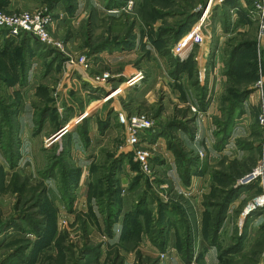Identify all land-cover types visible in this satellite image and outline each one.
<instances>
[{
    "label": "rangeland",
    "instance_id": "rangeland-1",
    "mask_svg": "<svg viewBox=\"0 0 264 264\" xmlns=\"http://www.w3.org/2000/svg\"><path fill=\"white\" fill-rule=\"evenodd\" d=\"M1 1L7 14L45 11L60 48L9 38V65L0 58V264H264V205L255 206L264 173L243 183L264 170V150L246 144L261 142L264 86L250 13L231 25L235 0H98L99 13L92 6L79 13L76 0H30L31 9ZM205 12L204 65L196 44L174 56ZM12 61L13 94L4 81ZM210 69L212 81H222L211 91ZM214 95L215 114L203 127ZM24 103L34 112L32 136L21 137L27 154L13 118ZM119 115L145 116L152 130L130 147ZM225 148L239 159L219 161ZM136 151L147 153L144 169ZM204 176L201 200L192 203L189 182Z\"/></svg>",
    "mask_w": 264,
    "mask_h": 264
},
{
    "label": "built area",
    "instance_id": "built-area-1",
    "mask_svg": "<svg viewBox=\"0 0 264 264\" xmlns=\"http://www.w3.org/2000/svg\"><path fill=\"white\" fill-rule=\"evenodd\" d=\"M250 1V7L246 8L248 13H250L252 21H254L258 26L259 46L261 47V44H264V0ZM207 14V12L203 13L200 19L192 26L191 30L189 31L190 33H192L188 46L183 49H178V51L175 52L177 44H179L183 38L175 44L172 50L174 56L183 54L185 51H188V49L194 44L200 46L205 38L206 40L210 39V33L209 31H207V26L209 25V21H206L209 17ZM204 15L205 18H202L204 17ZM198 22H200L198 30L193 31L194 26ZM52 26V20L50 19L48 14H46L45 11L42 10L22 11L11 14L4 13L0 10V33L5 39H18L23 36H29L38 41L41 45L53 49H58L60 48V45L55 42L50 36V29L52 28ZM204 32L208 35V37L204 35ZM135 78H137V75ZM130 85H133V83ZM259 104L260 113L257 116L256 122L262 135L260 148L264 150V86L260 92ZM119 122L124 128L125 141L130 147L137 145L141 140V136H143L145 132L152 130L153 126L151 119L145 116L138 115L131 117H128L126 115H119ZM134 154H136V156L134 157L135 160L138 161L140 163V166L144 169L147 162V153L136 151L134 152ZM200 156H202L201 153ZM263 173L264 170L260 166L256 168L251 174H249L247 178H245L243 183L249 182L251 180H257L259 178L262 179ZM262 205H264V195L259 196L255 202V206Z\"/></svg>",
    "mask_w": 264,
    "mask_h": 264
},
{
    "label": "crops",
    "instance_id": "crops-1",
    "mask_svg": "<svg viewBox=\"0 0 264 264\" xmlns=\"http://www.w3.org/2000/svg\"><path fill=\"white\" fill-rule=\"evenodd\" d=\"M3 1H6V3H7V6L9 7V8H33V6L35 5V4H33V5H31V3H30V0H3ZM100 1V0H99ZM98 0H82V3H80L81 2V0H76L75 2L77 3V10L76 11H78L79 13H85V11H84V8H86V6H92V7H94V8H96L97 9V11H98V13H99V9H100V6H102V5H100V2H99ZM2 1L0 0V6H2ZM70 5H71V3H69ZM60 5H61V3H60ZM231 5V6H230ZM250 5H251V1L250 0H235V2H233V4H232V2L229 4V6H230V8H228L229 9V17H228V21H229V23L232 25V24H234V23H236V20L239 18V15H241V14H246L247 13V8L246 7H250ZM83 6V7H82ZM96 6V7H95ZM59 8V9H58ZM56 10H57V12H60V15L59 16H61V17H65V15L63 14V13H65V10H62V12H61V9L63 8V6H61V8L60 7H58ZM246 27H247V25H245ZM256 26V25H255ZM216 27H217V31H218V33L219 34H221L222 32H223V30H222V27H223V24L222 23H220V22H218V24L216 25ZM245 30V29H244ZM217 31H215V32H217ZM220 39H224V36H221L220 35ZM0 39H5L3 36H1L0 35ZM210 40V39H209ZM0 43H2V41H0ZM208 43H209V41H208ZM219 44L216 46V48H215V50H216V53L218 54L219 53V55H221V51L223 50V44L221 43V42H218ZM263 44V43H262ZM0 46H5L4 48H3V51H1V53H0V58H5L8 62V65H9V60H8V58H7V54L8 53H6V52H9V43L6 41V40H4V43L3 44H0ZM241 46H243V45H237L236 47H235V50H238V49H240L241 48ZM261 49H262V51H263V57H264V45L262 46L261 45V47H260ZM245 49V48H244ZM208 50V49H207ZM207 50L206 49H202V47L200 46L199 48H198V52H197V55L198 56H200L201 55V60L203 61L202 63H203V65H204V63L206 62V60H207ZM236 53V52H235ZM198 56H196V60L198 61ZM264 61V60H263ZM200 64H198V66H199ZM10 66H12V68L10 67H8V69H10V71H12L13 70V61L11 62V65ZM204 69V68H203ZM199 70V74H200V79L202 78V76H204V72H203V75H202V71H200V69H198ZM13 72V71H12ZM216 72V69H215V71H214V73ZM207 77H209L208 78V88H209V90L211 91V83L213 82V86L215 87L216 86V82H217V80H218V85H220L221 84V80H219V79H213V81H212V77H213V74H212V70L210 69V71H209V74H208V76ZM218 78V77H217ZM27 83V84H26ZM89 84V83H88ZM7 86V88L8 89H10L11 90V93L13 94V92H14V88H15V83H12V84H6ZM29 84H28V81H26L25 83H24V85H23V89H25L27 86H28ZM94 85V84H93ZM95 86H96V84H95ZM253 96H254V94H252L250 97H249V99H248V101L246 102V104H250L251 102H250V98H253ZM216 96L214 95V97L213 96H211L210 97V100H209V104H211V100L213 99V98H215ZM214 102L215 103H217L218 101H217V97H216V100H214ZM214 102H212V104L210 105V107L208 106L207 107V110H206V112L204 113L205 114V118H204V122H203V127H208V124H207V121H208V119L211 117V116H213L215 113H214V111H213V109H214V107L213 108H211V106L212 105H214L215 103ZM99 103V102H98ZM97 103V104H98ZM90 108H91V110L93 109L92 107H88V112L87 113H90ZM245 114H247L246 112H245ZM245 114L243 115V116H245ZM13 117H15L14 119H15V121L17 122V126H18V137H19V139H20V141H22V144H21V142H20V144H21V147H22V145H23V143H24V140H22L21 139V137L23 138L24 136H32V132H31V130H33V127H34V112L32 111V109L31 108H27V106H26V104L24 103V104H21L20 105V109H19V112H17V114L15 115V116H13ZM71 122V121H70ZM72 123V122H71ZM70 123V124H71ZM241 124H244V125H246V124H248L249 125V122H247V121H245V123H241ZM240 124V125H241ZM239 125V124H238ZM89 128H90V132H89V135H90V137H93V136H95V128L93 127H91L90 126V124H89ZM4 129H6V130H8V128H6V127H4ZM204 131L206 132V131H208L207 130V128L206 129H204ZM205 135H206V133H205ZM234 142V139H233V137H231V139L229 140V142H228V144L226 145V147H230L231 145H232V143ZM158 144H159V146H161L160 147V149L162 148V145H163V143H159V142H157ZM246 144H247V147H255L253 150L254 151H257V150H259L260 148V145H259V143L257 142V141H254L253 139H250V142L248 141V142H246ZM206 145H208V143L206 144ZM210 145V144H209ZM257 147V148H256ZM28 149H29V147H26V143H24V150H25V153L27 154V151H28ZM76 150H79V148H76ZM228 151V149H224L222 152H218L217 154H216V158H218V160L219 161H225V163H227V162H230V161H232V160H234V159H239V157L238 158H235V156H229V155H226V152ZM249 152V151H248ZM229 154H231V152L229 153ZM225 156V158H223L222 159V157H224ZM28 157V155H26V156H23L22 155V158H21V161L23 162V163H25V161L27 162V160H29V158H27ZM20 161V162H21ZM217 162V161H216ZM23 165H25V164H23ZM1 167L3 168V171L6 173V179H7V182H8V179L10 178V171L8 172V169L4 166V165H1ZM206 176H204L202 179L201 178H199V181H197L199 184L198 185H196V180H191L190 182H189V184H190V186H189V188L187 189L188 191H186V193L187 194H189V195H191V193H192V196H191V201H192V203L193 202H200V200H201V195L199 194V195H197V191L199 192V191H204L203 189H204V187H205V181H206ZM194 185V186H193ZM191 190H192V192H191ZM195 204V203H194ZM202 209L203 208H201V209H199V212L201 213L202 212Z\"/></svg>",
    "mask_w": 264,
    "mask_h": 264
},
{
    "label": "trees",
    "instance_id": "trees-1",
    "mask_svg": "<svg viewBox=\"0 0 264 264\" xmlns=\"http://www.w3.org/2000/svg\"><path fill=\"white\" fill-rule=\"evenodd\" d=\"M0 35H1V33H0ZM2 36V35H1ZM20 39H28V40H33L36 44H38L39 42L38 41H36L35 39H33V38H31V37H29V36H23V37H21ZM4 40H7V39H4ZM40 44V43H39ZM38 44V45H39ZM41 45V44H40ZM13 71V72H12ZM11 72L13 73H11L12 74V76H7V77H5V80L4 81H6V82H8V84H12V83H15V75H14V71H15V64H14V62H13V70H12ZM85 84H88V83H86V82H84ZM248 94H246L245 96H247ZM9 115H13V114H9ZM14 116V115H13ZM14 118V117H13ZM6 128H8V130H10V133H14L13 132V129H11L10 128V126L8 125V123L6 124V126H5ZM7 130V131H8ZM16 139V138H15ZM7 143H8V147L10 146V147H12V148H14L15 147V141L13 140V139H11L10 140V142H8V140H7ZM14 154H13V152H11L10 153V159H12L11 157L13 156ZM9 162V161H8ZM11 166V165H10ZM11 167H13V166H11Z\"/></svg>",
    "mask_w": 264,
    "mask_h": 264
},
{
    "label": "bare ground",
    "instance_id": "bare-ground-1",
    "mask_svg": "<svg viewBox=\"0 0 264 264\" xmlns=\"http://www.w3.org/2000/svg\"><path fill=\"white\" fill-rule=\"evenodd\" d=\"M203 18H204V17H203ZM198 23H199V22H198ZM189 33H190V32H189ZM189 33H188V34H189ZM188 34H186V36H187ZM186 36H184V38H185ZM184 38H183V39H184ZM183 39H182V40H183ZM182 40H181V41H182ZM189 41H190V39H189L188 41H186V43H184L182 46L179 45L180 43L177 44L176 49H175V52H177L178 49H183V48H185L186 46H188L189 43H190Z\"/></svg>",
    "mask_w": 264,
    "mask_h": 264
},
{
    "label": "water",
    "instance_id": "water-1",
    "mask_svg": "<svg viewBox=\"0 0 264 264\" xmlns=\"http://www.w3.org/2000/svg\"><path fill=\"white\" fill-rule=\"evenodd\" d=\"M84 82H86V83H89V81H88V80H86V79L84 80Z\"/></svg>",
    "mask_w": 264,
    "mask_h": 264
}]
</instances>
